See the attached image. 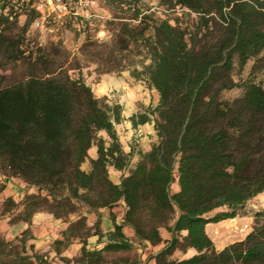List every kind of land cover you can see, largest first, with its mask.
<instances>
[{
    "label": "trees",
    "instance_id": "trees-1",
    "mask_svg": "<svg viewBox=\"0 0 264 264\" xmlns=\"http://www.w3.org/2000/svg\"><path fill=\"white\" fill-rule=\"evenodd\" d=\"M164 3L195 14L198 21L189 30L162 20L154 35L142 41L150 64L133 76H146L160 99L155 109L131 121L136 127L154 117L157 141L149 152H139L133 166L134 152L124 151L116 129L124 120L122 107L97 98L82 77L50 72V55L34 56L23 49L24 40L8 36L23 11L39 15L25 1L2 0L0 57L24 61L28 71L22 81L6 86L8 76L0 73V174L23 180L39 194H27L18 203L5 200L9 213L23 208L18 220L29 228L12 241L0 237V264H51L32 243L33 217L46 212L65 220L81 205L98 219L89 227L81 217L54 241V252L65 264L71 261L62 254L76 241L81 249L73 264H139L108 256L132 251L134 243H164L149 257L157 264H264V211L255 214L244 240L222 250L207 233L208 225L241 216L250 201L264 194V81L239 85L232 78L236 65L243 69L264 54V0ZM145 32L132 31L129 42L138 43ZM238 87L243 89L240 99L223 98ZM93 147L97 159L86 172L82 166ZM110 168L125 173L120 184L110 179ZM175 184L179 190L173 193ZM121 202L125 213L117 223L112 210ZM102 209L111 211L114 224L106 235ZM126 227L133 230V239L124 233ZM162 229L169 240L163 239ZM93 236H107L108 242L91 250ZM190 249L194 256L173 258Z\"/></svg>",
    "mask_w": 264,
    "mask_h": 264
},
{
    "label": "rangeland",
    "instance_id": "rangeland-1",
    "mask_svg": "<svg viewBox=\"0 0 264 264\" xmlns=\"http://www.w3.org/2000/svg\"><path fill=\"white\" fill-rule=\"evenodd\" d=\"M97 1V7L90 11V14L95 17L81 25L70 21L65 25H59L47 20H43L37 25L38 18H33L29 11H23L18 16L17 26L8 36L24 40L23 49H29L35 53L34 56L43 52L50 55V72L67 71L74 79L82 77L86 84L92 88L97 98L110 105H120L124 117V120L116 125L120 141L124 151L129 152L132 149L136 153L135 158L137 156L139 158V152L151 148L156 143L157 135L151 122L134 130L131 127V117L145 113L147 108L155 109L160 99L157 91L148 84L146 76L142 75L140 78L133 76V71L142 72L144 67L150 64L147 49L142 41L154 35L155 28L162 20L168 19L173 24H179L182 28L194 30L198 17L182 8H172V6L165 4L164 0ZM0 15H3L2 0H0ZM29 19H31V23L27 31L24 32L23 27ZM145 29V36L140 37L138 43L131 44L129 42L127 35H131L132 31L134 34H138ZM0 62L4 66L3 70L0 71L1 75L8 76L4 82L5 86L22 81L28 71V64H25L24 61L7 62L3 57H0ZM232 78L239 85L251 80L257 83L264 81V54L257 59H250L243 69L236 65ZM242 96L243 89L241 87L225 91L223 94V98L231 102L240 99ZM124 174L121 172L120 181ZM111 179H117L114 173L111 175ZM15 191L21 197V191ZM172 191L173 193L178 191L176 184ZM5 200H0V237L12 241L15 239L13 237L14 232L19 228L18 223L21 221L18 220V216L22 214L23 208L20 207L9 213ZM121 203L118 207H123V209L119 208L118 214L123 218L125 203L124 206ZM261 211H264V197L250 201L241 211V216L245 215L254 219L255 214ZM88 212L90 210L81 205L76 214L71 215L63 222L66 223L65 226L68 225L69 227L71 223L76 222L81 217L88 220L86 216ZM37 214L49 213L39 212ZM44 227V225L39 224L38 232L40 235H45ZM61 233H59L58 238L61 237ZM55 238L56 235L50 232V239L46 241L50 248L45 251L41 249L38 252L46 255L51 260V264L56 262V259L65 264L54 254ZM91 238L88 240V245H90L88 248L91 250L102 249L108 242L106 236L101 241V245L97 247V241ZM238 240L237 235L230 236L224 239L221 246L230 245ZM134 246V250L130 252L109 254L108 256L110 259L128 258L137 261L139 264H149V262L157 264L155 260H149V257L160 252L163 246L149 248V246H142L138 243H134ZM177 254L181 255V252H177ZM79 255L80 251L73 258H68L71 264ZM179 258L180 256H176V259Z\"/></svg>",
    "mask_w": 264,
    "mask_h": 264
},
{
    "label": "crops",
    "instance_id": "crops-1",
    "mask_svg": "<svg viewBox=\"0 0 264 264\" xmlns=\"http://www.w3.org/2000/svg\"><path fill=\"white\" fill-rule=\"evenodd\" d=\"M136 114V113H134ZM134 116H132L131 118H133ZM152 121L151 123H153V130L154 129V125H155V118L151 117ZM150 123V122H149ZM147 123V124H149ZM146 125V124H145ZM144 125H138L136 127L133 126V123L131 121V127L134 128V130L143 127ZM156 132V131H155ZM151 150V148L149 149H145L143 152H149ZM131 151L134 152V156H133V166L135 165L136 161L138 160V156L137 158H135L136 153L134 150L131 149ZM129 151V152H131ZM126 153H129L127 151H125ZM97 159V147H93L89 150V158L87 159V161L83 164L82 169L86 172L90 171L91 165H90V161L91 160H95ZM112 170V171H111ZM115 174V177L117 179L112 180L111 179V175ZM109 174L110 175V179L115 183V184H120V174L121 172L116 171L115 169H109ZM16 187V188H15ZM178 187V186H177ZM0 188H3V190L0 191V200H4L7 199L9 197L13 198V200L15 202H20L21 200L24 199V197L27 194H39V191L37 188L35 187H31L29 185H27L23 180L21 179H17V178H9L7 179L5 176L0 174ZM23 189V190H22ZM15 190H20L21 191V197H19L17 195V192ZM179 190V188H178ZM258 197H264V194H261ZM256 199V198H255ZM121 205L124 206V203H121ZM123 207H115L112 212L117 214V223H121L122 222V216H119L118 214V209ZM100 214H101V218H102V225H101V230L102 233L104 235L111 233L114 231V224L110 218L111 215V211L108 209H102L100 210ZM88 220H87V224L89 227L94 226L95 222L98 219V216L95 212H88L87 215ZM253 222L254 219L252 217H248V216H237L235 219H230V220H226L223 222H220L218 224H210L207 226V233L208 235L212 238V240H214V242L216 243L218 250H222L224 247L228 246H221V244L223 243L224 239L230 237V236H235L237 235L239 237L238 241H242L246 238V236L252 231L253 228ZM19 228L16 232H14L15 234L13 235L14 238H16L17 236H20L25 230H27L29 228V226L26 223H22L19 222ZM39 224L44 225V229L46 230L45 235H40L38 230H39ZM56 226H55V225ZM66 223L63 222V220H57L53 217V215L51 214H36L33 219H32V225H31V230L32 233L35 237V240L33 242V244L35 245V249L38 250H47L48 248H50V245L46 244L47 239H50V232L53 235H56V239H58V237L60 236L59 233L65 231L68 228V225L65 226ZM17 225V224H16ZM50 228V229H49ZM11 233H12V227H11ZM10 233V234H11ZM124 233L130 237L131 239H133L134 234H133V230L126 227L124 228ZM218 233V235L216 234ZM161 235L163 237V239L165 241L170 239V234L167 230L162 229L161 230ZM106 238V236H104L101 240H99L98 236H93L91 239H94L95 241H97L96 246L98 247L99 245H101V241L104 240ZM54 240V241H55ZM237 241V242H238ZM158 246H165V244H161ZM88 247H90V245H88ZM150 247H157V246H149ZM148 248V249H149ZM81 249V244L76 241L72 246H70V248H68L63 254V257L66 258H73V256L77 255L79 253ZM55 254V252H54ZM196 254V251L194 249H190L187 251V253H182L181 255H178L177 253L175 254V256L173 258L176 259V256H180L179 260H183V259H188L192 256H194ZM56 256V254H55ZM153 261V260H151ZM59 262V263H58ZM52 264H62L58 259H56V262H53ZM149 264H151V262H149Z\"/></svg>",
    "mask_w": 264,
    "mask_h": 264
},
{
    "label": "built area",
    "instance_id": "built-area-1",
    "mask_svg": "<svg viewBox=\"0 0 264 264\" xmlns=\"http://www.w3.org/2000/svg\"><path fill=\"white\" fill-rule=\"evenodd\" d=\"M19 0H13L17 3ZM27 3L29 10L39 15L36 24L47 20L53 24L65 25L67 22L84 24L94 18L90 11L97 7V0H22Z\"/></svg>",
    "mask_w": 264,
    "mask_h": 264
}]
</instances>
